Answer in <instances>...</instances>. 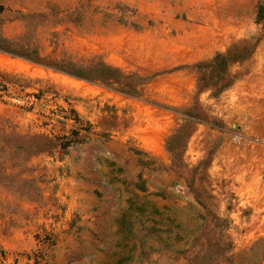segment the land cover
Instances as JSON below:
<instances>
[{"label":"rangeland","instance_id":"obj_1","mask_svg":"<svg viewBox=\"0 0 264 264\" xmlns=\"http://www.w3.org/2000/svg\"><path fill=\"white\" fill-rule=\"evenodd\" d=\"M143 1L176 5L173 18L127 0H0V32L44 60L146 77L260 27L258 0ZM244 65L199 95L208 120L188 121V69L135 96L0 52L20 77L0 76L2 128L61 142L32 155L40 139L0 136V264H264V39Z\"/></svg>","mask_w":264,"mask_h":264},{"label":"trees","instance_id":"obj_2","mask_svg":"<svg viewBox=\"0 0 264 264\" xmlns=\"http://www.w3.org/2000/svg\"><path fill=\"white\" fill-rule=\"evenodd\" d=\"M255 23L260 26L257 32L233 41L226 50L217 51L210 58L198 60L191 64H182L171 70L156 72L146 77L132 72H126L120 66L102 60H96L86 64L64 58L44 60L40 56L37 47L33 45L24 46L21 43V38H9L2 32H0V52L25 57L43 63L57 71L72 75L78 79L99 82L121 91L122 93L135 96H142L144 92L143 86L159 74L174 70L188 69L196 74V86L194 103L188 110L189 118L186 120L207 121L209 118L208 114L202 109V104L199 102L198 97L205 91H211L213 97H218L224 91L230 89L238 79L249 72L234 70V67L237 65L244 67L245 62L253 57L260 42L264 39V0L257 1ZM0 76L5 80H10L11 78L16 80L20 79L17 75L3 71H0ZM4 79L0 81V86L6 88L7 81ZM24 86L25 85L22 84V87ZM183 128L184 125H181L170 138L174 139L178 137ZM0 136L4 139H9L11 137L20 139H40L41 141L35 145H30L29 150L32 155L61 146V142H58V137H49L44 134L22 135L18 132H7L2 128L1 124Z\"/></svg>","mask_w":264,"mask_h":264},{"label":"crops","instance_id":"obj_3","mask_svg":"<svg viewBox=\"0 0 264 264\" xmlns=\"http://www.w3.org/2000/svg\"><path fill=\"white\" fill-rule=\"evenodd\" d=\"M127 2L136 4L138 3L139 6H141L142 11H146L148 13H161L166 18H173L174 9L176 8V5H170L168 6L167 1H163V3H151V2H145L143 0H127ZM163 4V6H161Z\"/></svg>","mask_w":264,"mask_h":264}]
</instances>
